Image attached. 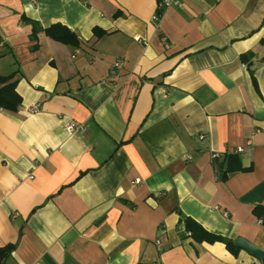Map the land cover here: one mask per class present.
Here are the masks:
<instances>
[{"label": "crops", "instance_id": "crops-1", "mask_svg": "<svg viewBox=\"0 0 264 264\" xmlns=\"http://www.w3.org/2000/svg\"><path fill=\"white\" fill-rule=\"evenodd\" d=\"M182 2L155 21L157 0H0L22 97L0 109V264H264L184 223L264 251V0ZM230 155L250 171L222 180Z\"/></svg>", "mask_w": 264, "mask_h": 264}, {"label": "trees", "instance_id": "trees-1", "mask_svg": "<svg viewBox=\"0 0 264 264\" xmlns=\"http://www.w3.org/2000/svg\"><path fill=\"white\" fill-rule=\"evenodd\" d=\"M163 0H157L158 4ZM163 9L158 10V15L161 16ZM23 22L32 26L31 40H37L40 33H44L49 38L62 43L67 46H71L74 49H79L84 46L86 41L75 31L69 29L67 26L57 23L47 28H42L41 25L33 21L26 16H22ZM107 34L101 29H94V35L96 38H100ZM14 75L0 76V109L16 112L22 104V97L17 92V81L13 80ZM250 171L242 166L239 155H230L226 158V170L222 174V180H226L229 173L234 172H247ZM255 217L264 226V207L256 206L253 210ZM185 228L188 234L197 242L215 243L221 242L226 245L227 249L235 256L241 251L235 246V240L216 235L205 230L199 223L191 218L184 219ZM16 247L14 245H8L0 249V253L3 254V258L7 257L10 252ZM145 264V263H139Z\"/></svg>", "mask_w": 264, "mask_h": 264}, {"label": "built area", "instance_id": "built-area-1", "mask_svg": "<svg viewBox=\"0 0 264 264\" xmlns=\"http://www.w3.org/2000/svg\"><path fill=\"white\" fill-rule=\"evenodd\" d=\"M183 6V2L182 0H163L162 3L159 4V8L161 9H167V8H171V7H182ZM161 18V16L159 15H155L154 17V20L155 21H159ZM4 43L3 42H0V48H4ZM123 67V62L122 60L118 59L115 64H114V69L112 71V76L114 78L117 77L118 75V71ZM34 110V109H33ZM36 110V109H35ZM67 130L68 131H81L82 130V126L76 124V123H71L67 126ZM201 138H203L201 136ZM244 152V148L243 147H240V148H237L235 153H242ZM140 181L139 180H136L135 183L138 184ZM223 215L225 217H228V213L224 212Z\"/></svg>", "mask_w": 264, "mask_h": 264}, {"label": "water", "instance_id": "water-1", "mask_svg": "<svg viewBox=\"0 0 264 264\" xmlns=\"http://www.w3.org/2000/svg\"><path fill=\"white\" fill-rule=\"evenodd\" d=\"M235 246L238 249L244 250L247 253H249L250 255L258 258L259 260H263L264 259V251H262L261 249L257 248L255 245H253L251 242H249L248 240H246L244 238L236 239Z\"/></svg>", "mask_w": 264, "mask_h": 264}]
</instances>
